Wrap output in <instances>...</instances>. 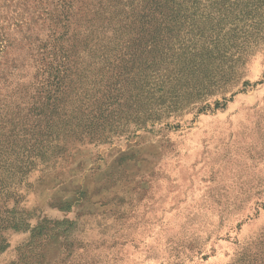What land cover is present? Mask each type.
Masks as SVG:
<instances>
[{
  "label": "rangeland",
  "instance_id": "obj_1",
  "mask_svg": "<svg viewBox=\"0 0 264 264\" xmlns=\"http://www.w3.org/2000/svg\"><path fill=\"white\" fill-rule=\"evenodd\" d=\"M257 1L170 2L143 37L156 67L172 69L170 59L181 60L179 70L196 67L181 78V93L172 103L171 92L143 101L128 125L113 134L111 127L108 141L74 144L56 162L49 149L41 166L12 181L9 205L29 221L25 231L1 232L0 264H15L35 239L36 264H264V12L253 14ZM16 12L13 0H0V29L15 33ZM47 29L21 30L3 55L2 65L19 61L13 74L23 83L34 69L22 36L44 44ZM38 223L42 237L34 239ZM72 223L71 251L61 255Z\"/></svg>",
  "mask_w": 264,
  "mask_h": 264
},
{
  "label": "trees",
  "instance_id": "obj_2",
  "mask_svg": "<svg viewBox=\"0 0 264 264\" xmlns=\"http://www.w3.org/2000/svg\"><path fill=\"white\" fill-rule=\"evenodd\" d=\"M13 1L19 15L15 33L0 29V234L27 229L28 215H17L8 192L12 181L41 166L49 149V159L56 162L74 144L108 141L111 127L113 134L117 124L128 125L143 101L171 92L172 103L181 93V78L196 68L187 64L179 70L183 63L177 59H170L172 69L158 68L148 57L152 43L143 35L170 11L172 0ZM257 3L254 15L264 12V0ZM39 23L48 28L44 44L30 33L22 36L34 69L23 83L13 74L19 61L2 65L1 60L16 33L34 32ZM2 67L11 69L5 73ZM71 225L61 235V255L71 251L74 239L69 238L76 223ZM41 231L38 223L31 230L33 238L42 237ZM38 243L32 241L15 264H36Z\"/></svg>",
  "mask_w": 264,
  "mask_h": 264
}]
</instances>
